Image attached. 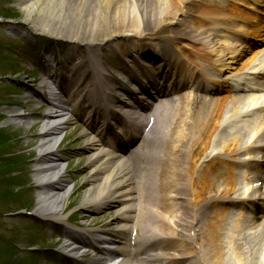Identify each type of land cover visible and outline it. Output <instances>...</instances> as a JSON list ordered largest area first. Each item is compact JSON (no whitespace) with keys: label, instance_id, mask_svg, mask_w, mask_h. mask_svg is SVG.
Masks as SVG:
<instances>
[{"label":"bare ground","instance_id":"1","mask_svg":"<svg viewBox=\"0 0 264 264\" xmlns=\"http://www.w3.org/2000/svg\"><path fill=\"white\" fill-rule=\"evenodd\" d=\"M187 1L189 0H21L17 2V6L27 17L43 16L47 8L55 16L63 13L60 25L62 30L56 33L57 36H64L72 41L74 39L87 41L84 38L87 35L90 37L87 38L88 41L103 43V40L99 42L95 37H100L102 32L105 43L111 45L113 43L111 41L118 39L115 33L124 35L123 33L127 32L130 37L137 38L136 36L140 35L133 32L145 23H154L167 17L170 20H177L183 13L175 7L182 9ZM255 2L263 3L264 0ZM144 4L148 6L147 9L143 13L138 12ZM220 15L221 20L212 21L213 27L210 32L203 31L206 17L199 23L189 20V23L200 28L198 31H192L189 39L196 58L191 59L184 54L181 57L191 62L202 73L204 77L202 84L194 80L192 74L182 67L172 48H169V54L173 60L169 61L168 66H158L155 70L151 68L156 76L162 74L160 79L169 80L170 87L175 90L176 105L172 124L167 132L165 127H162L165 131L162 132L160 141L170 145L173 140L175 145L169 149V153L176 157L173 160L168 158V153H165L166 155L162 153L161 163L152 165L155 170L152 175L159 183H154L155 188L150 187L149 203L145 206L157 220L161 222L165 219L166 223L163 226L157 222L154 225H146L154 226L149 230L152 238L149 241L144 239L140 244L145 255L147 248L155 243L161 233H166L171 240L176 238L188 240L187 247L182 248L183 254L173 255L170 262L161 257L159 264H264V175L259 167L262 160L258 158L260 153H264V98L257 92L245 94V90L251 87L247 83L255 81L258 74L264 73L261 53L255 52L246 57L245 50L248 46L246 42L252 35L259 34L260 29L254 32L247 31L241 25L242 21L233 13L222 12ZM76 17L77 21L81 22H66L67 19ZM134 19L137 21L135 28L132 25ZM49 27L38 25L36 28L48 34L55 33ZM130 45L132 46V43ZM146 46L150 44L138 42L134 48V54L140 57L142 62L139 64L144 68L145 62L147 63L143 59L144 55L152 53L146 50ZM114 47L111 46L110 49ZM107 52L108 50L103 51L101 56L106 57ZM137 56H134L135 59H139ZM132 58L133 56L126 64L137 72L139 60L135 61ZM63 72L68 76L72 74L67 66L63 68ZM95 74L97 75V72ZM221 77L230 88L228 96L222 100H214L216 104L214 112L191 114V105L198 101L196 97L199 94L205 95L206 101L202 102V106L211 104L213 100L207 97L211 95L208 89L214 88L218 94L223 89L216 85L217 78ZM160 79L156 84L162 88L164 85ZM238 87L240 91H236ZM181 94L183 97L180 100ZM192 95L194 97L191 98ZM70 106L74 108L77 104L70 103ZM122 107L130 117L126 118L127 120H132L137 125L141 124L140 114L134 113L129 106ZM106 112H110L109 105ZM99 128L98 124L92 131ZM60 131L61 128L56 126L54 121L43 125L39 136L41 139L39 153H42V157L37 159L34 169L36 178L42 182L38 212L55 217L61 216V212L68 205L65 202L68 184L56 177L61 171V161L51 153ZM185 140L193 144V155L187 157V161L182 160V156L186 155L181 147ZM156 141L157 137L154 142ZM88 145L96 147L94 140L91 139ZM98 154L99 152L94 153L90 159H96ZM112 154L119 156L116 153ZM197 155L200 159H197ZM109 160L111 167L114 168L111 172L105 167L102 158L98 159V166L90 161L91 169L82 201L96 206L94 208L108 201L106 209H116L115 220L119 224L124 223L122 225L124 229L127 225L137 227L143 222L142 219L139 223L133 220L130 224L129 221L132 212L135 211V208L130 210L135 201L134 188H128L130 175L117 158L109 156ZM205 164L206 166L202 167ZM108 172L109 174L105 175ZM260 180L262 184H259ZM188 182L191 186L189 190ZM201 196L208 204L202 205L203 209H191L189 204L192 202L195 205L204 203ZM173 201L179 203L181 209L173 206ZM78 212L76 219H73L77 225L79 221L88 220L86 210L81 209ZM108 217L103 216V220ZM176 226L181 230H177ZM197 226L198 230L192 231ZM186 229L189 230L187 233ZM82 231L83 235L80 237L84 242L81 240L80 242L85 247L88 244L99 243L93 229L89 232ZM85 235H89V238H84ZM70 237L66 235L67 241ZM153 249L165 251L161 246H155ZM118 254V257L125 255L122 251ZM101 261L97 260L94 264L110 262ZM120 264L132 263L129 262L127 255Z\"/></svg>","mask_w":264,"mask_h":264},{"label":"rangeland","instance_id":"2","mask_svg":"<svg viewBox=\"0 0 264 264\" xmlns=\"http://www.w3.org/2000/svg\"><path fill=\"white\" fill-rule=\"evenodd\" d=\"M17 3V0H0V5L2 6L3 10H0V17H3V21L6 20H13V21H17L20 25L19 29L20 31H22L23 33L27 32L28 27H33L34 30H36L37 25L41 24V25H45V26H52V28H57L61 25L62 23V17H63V13H58L57 16L53 15L50 13V9L47 8L44 11V15L43 16H38L37 18L35 17H27L25 16V14L23 13L22 10L18 9L17 7H15ZM143 3V1H142ZM196 5V4H193ZM59 4L56 5V8H58ZM147 6V5H146ZM145 6H141L138 12L143 13L147 7ZM10 7H14L15 9H11ZM51 7V6H49ZM191 6H189L185 11L187 12L188 9ZM52 8V7H51ZM178 8L179 7H175ZM111 10V9H110ZM1 11H4L1 12ZM60 11V10H58ZM7 13V14H5ZM61 14V15H60ZM199 11L194 14L193 17H188L186 19V22L193 21L195 19L196 16H198ZM1 20V19H0ZM78 18H73V19H67L66 22L70 23V22H81V21H77ZM168 17L162 21H158L156 20L154 23L153 22H148L147 24H143V26L145 27L144 30L151 32L155 29L156 35H160V36H167V30L168 29H176L174 27H172L171 25H169L167 23ZM166 21V22H165ZM1 24V23H0ZM24 24V25H22ZM137 25V21L134 19L133 22V28H135ZM34 25V26H33ZM158 27H161L160 29ZM184 30H186V27L183 28ZM0 30H5V29H1ZM177 30V29H176ZM0 35H3V33L0 32ZM97 41H102L103 38V34L101 32V36H95ZM18 38V39H17ZM16 40L13 41V44L11 45V49L6 50L4 55H0V60L2 58H4L5 60H7L9 63H13V62H17V61H21L24 59L25 63H28L29 59H25L26 56L28 55L27 52H29V58L32 60L34 58L37 59V54L34 51H30L27 50V52H24L23 50H18L17 52H14L13 50H17L18 48H20L19 45H21L24 41L23 39H19L20 37H17ZM65 38V37H63ZM87 41V38H90L89 36H85L84 37ZM83 38V39H84ZM82 41V40H81ZM2 67H0V74L3 72H6L5 69H1ZM8 75V74H7ZM1 76V75H0ZM1 84V83H0ZM8 87V86H7ZM22 87V88H21ZM17 91L16 92H20V91H25V87L24 86H20L18 85ZM6 89V88H5ZM6 92L5 90L2 93V97L4 96V98L6 97ZM16 94V93H15ZM14 94V95H15ZM18 94V93H17ZM6 103L5 102H1V97H0V105ZM23 126H25V122L23 123ZM69 127H67L68 129H66L61 135H59V140L61 141L62 139L64 140H68L66 142H69L72 146H82L84 143L81 142V144H78V142H74L75 139L73 137L74 132L77 131L76 127H75V123L72 122L71 124L68 125ZM20 129H17L16 132L15 131H10L9 134H4L3 137H1V129H0V139H12L14 138L15 140L11 143L10 146H8L6 149H3L2 145H0V165L2 164V160H3V151L5 153H7V155L5 156H9L11 154L16 155V154H22V150L24 149L26 151L27 147L29 146V143L33 141V137L32 135L38 134L39 133V127H31L32 130L28 131L29 127H22V125H20ZM70 130V131H69ZM81 133H83L82 130L78 129L77 131V135L79 136ZM77 137V136H76ZM36 143H38V139H35ZM79 141V140H78ZM82 141V139L80 140ZM3 150V151H2ZM79 149L75 150V151H69L67 153H65L64 157H66V162L63 163V169H72V172H74V174L76 175V172L78 171L79 174L76 175V183L75 185L73 184V182L71 183L70 187H69V191H71L72 193L70 195H67L68 198H66V201L68 203V205L71 204H77L79 203V200H81L83 198V193L84 191H86L87 189V176L89 175L90 169L88 166V162L89 159L85 158V159H81L79 156ZM67 156H70L73 158V160H68ZM80 159V160H79ZM27 160H24L22 162L21 167H18L17 172L22 173L24 172V180H15L12 183L8 184L7 186H9V188L11 189L12 187L14 189H21V183L24 181H31L33 180V174H31V172L29 171V163L25 166V162ZM68 161V162H67ZM30 162V160H29ZM28 168V169H27ZM1 172H0V176H1ZM62 178L67 179V176H62ZM5 181H8L7 179H5V173L3 174V177L0 178V199L2 197L3 194H6V191L8 189V187L6 186ZM31 184L34 185V182H31ZM12 191L11 195H9L7 197V201L6 198L1 202L0 200V246H6L7 248H9V250H5V248L3 247L2 249L0 248V264H30V261L28 262L29 258L28 255L31 252V250L35 249L34 246H41V247H46L47 245L51 246L54 243V240L52 239V237H54L53 233H55L56 231H52L51 228L47 229L44 227V231L45 234L47 235V237L45 235H40L37 232L33 233V226L29 223L24 222V220L26 218H28L27 215H22L23 211L21 212H17L18 213V217H8V213H13L10 211H13V208L15 206H18L21 204L25 205L28 208H32V211H34L37 202L34 200V196L35 194H38V192L35 191V189L33 190L31 185L29 184L28 189L23 192V193H16V191ZM15 199H18L19 202H14ZM10 202V204H9ZM8 209V210H7ZM9 211V212H7ZM5 212V213H4ZM3 213V214H2ZM2 215V216H1ZM101 215L100 213H96L95 215H93L92 217H99ZM103 218V217H102ZM33 217H30L29 220H33ZM101 223V222H100ZM97 223V224H100ZM103 227H107L104 226V223L101 224ZM51 227V226H50ZM99 226H97L98 228ZM111 228H113V226H111ZM110 228V229H111ZM3 240H5V244L3 245ZM41 250V249H40ZM22 251L25 253V255H22ZM34 254H36L35 256L40 255L41 253H43V251H39L36 249V251L33 252ZM81 258H78V260H80ZM89 261H83L82 260V264H88ZM31 264H39L34 263L33 260H31ZM66 264H71V261H66Z\"/></svg>","mask_w":264,"mask_h":264}]
</instances>
